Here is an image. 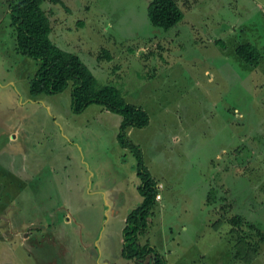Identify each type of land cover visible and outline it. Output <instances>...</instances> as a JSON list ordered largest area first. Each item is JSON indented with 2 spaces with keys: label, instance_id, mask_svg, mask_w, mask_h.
I'll use <instances>...</instances> for the list:
<instances>
[{
  "label": "rangeland",
  "instance_id": "obj_1",
  "mask_svg": "<svg viewBox=\"0 0 264 264\" xmlns=\"http://www.w3.org/2000/svg\"><path fill=\"white\" fill-rule=\"evenodd\" d=\"M12 1L0 0V264H153L120 255L141 203L121 117L72 112L69 84L29 93L38 63L15 50ZM57 1L42 2L51 41L149 116L124 134L161 198L139 244L166 264H247L233 257L244 231L258 246L249 264H264V0H175L183 17L168 30L150 23L151 0ZM244 43L255 67L235 53Z\"/></svg>",
  "mask_w": 264,
  "mask_h": 264
},
{
  "label": "trees",
  "instance_id": "obj_2",
  "mask_svg": "<svg viewBox=\"0 0 264 264\" xmlns=\"http://www.w3.org/2000/svg\"><path fill=\"white\" fill-rule=\"evenodd\" d=\"M43 1L16 0L8 7L16 52L38 63L29 81V93L56 94L62 92L69 84L72 112L80 113L93 103L121 117L116 137L119 145L131 150L136 159V175L139 179L137 190L141 196V203L131 209L125 217L121 229L120 255L124 259H143L147 255H152L153 264H166L165 258L153 246L141 245L138 242V237L145 232L148 215L159 193L156 181L143 164L141 150L124 135L128 128L145 127L149 122V116L143 108L125 101L115 86L98 84L94 75L76 54L59 48L51 41V25L42 8ZM147 16L152 25L168 30L182 19L183 14L175 0H151L147 5ZM235 53L241 61L253 67L260 60L259 50L250 43L236 46ZM227 222L232 227L244 223L248 228H253L239 215L231 216ZM243 232L241 234L236 232L233 257L237 261L249 264L257 257L258 246ZM256 233L264 238L259 230H256Z\"/></svg>",
  "mask_w": 264,
  "mask_h": 264
},
{
  "label": "crops",
  "instance_id": "obj_3",
  "mask_svg": "<svg viewBox=\"0 0 264 264\" xmlns=\"http://www.w3.org/2000/svg\"><path fill=\"white\" fill-rule=\"evenodd\" d=\"M161 198H159V199H156V201H159ZM66 220H68L67 218H66ZM144 234V233H143ZM29 237H27V239H28ZM121 243H122V239H121ZM120 248H121V246H120ZM111 264H116V263H111Z\"/></svg>",
  "mask_w": 264,
  "mask_h": 264
},
{
  "label": "built area",
  "instance_id": "obj_4",
  "mask_svg": "<svg viewBox=\"0 0 264 264\" xmlns=\"http://www.w3.org/2000/svg\"><path fill=\"white\" fill-rule=\"evenodd\" d=\"M160 198V195H156V199H159Z\"/></svg>",
  "mask_w": 264,
  "mask_h": 264
}]
</instances>
